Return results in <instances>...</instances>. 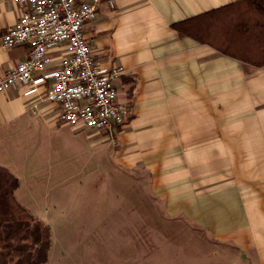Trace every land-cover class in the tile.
<instances>
[{
  "label": "crops",
  "instance_id": "1",
  "mask_svg": "<svg viewBox=\"0 0 264 264\" xmlns=\"http://www.w3.org/2000/svg\"><path fill=\"white\" fill-rule=\"evenodd\" d=\"M237 1L101 0L84 34L99 67L125 71L117 88L131 110L115 132L116 162L144 169L168 217L239 250L245 264H264V66L223 55L172 28ZM19 14L12 0H0V36ZM61 53L50 51L45 73ZM28 55L27 46L0 45V74ZM51 83L34 85L31 95L30 86L0 92V167L19 179L18 202L25 179L39 174L36 155L52 153L64 131L66 137L75 132L59 123L57 106L44 98Z\"/></svg>",
  "mask_w": 264,
  "mask_h": 264
},
{
  "label": "rangeland",
  "instance_id": "2",
  "mask_svg": "<svg viewBox=\"0 0 264 264\" xmlns=\"http://www.w3.org/2000/svg\"><path fill=\"white\" fill-rule=\"evenodd\" d=\"M64 133L36 155L39 174L17 195L50 230L45 264H245L239 250L167 216L144 169L116 162L115 132Z\"/></svg>",
  "mask_w": 264,
  "mask_h": 264
},
{
  "label": "built area",
  "instance_id": "3",
  "mask_svg": "<svg viewBox=\"0 0 264 264\" xmlns=\"http://www.w3.org/2000/svg\"><path fill=\"white\" fill-rule=\"evenodd\" d=\"M20 14L14 27L0 36L4 49L29 48L28 57L0 74V92L15 86H30L52 80L44 98L58 108L57 119L75 131L89 129L114 133L125 124L131 104L119 96L117 81L123 67L97 65L84 26L96 18L101 0H12ZM112 6V3H110ZM58 49L56 68L45 73L52 62L50 51ZM35 74H43L34 78Z\"/></svg>",
  "mask_w": 264,
  "mask_h": 264
},
{
  "label": "trees",
  "instance_id": "4",
  "mask_svg": "<svg viewBox=\"0 0 264 264\" xmlns=\"http://www.w3.org/2000/svg\"><path fill=\"white\" fill-rule=\"evenodd\" d=\"M172 28L223 55L264 66V0L230 3ZM19 186V179L0 167V264H45L50 230L17 201Z\"/></svg>",
  "mask_w": 264,
  "mask_h": 264
}]
</instances>
